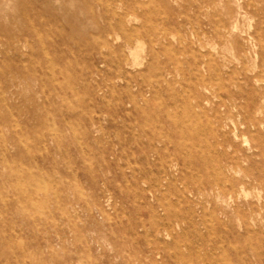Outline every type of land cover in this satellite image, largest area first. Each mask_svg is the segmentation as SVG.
Here are the masks:
<instances>
[{
    "label": "rangeland",
    "instance_id": "374dc122",
    "mask_svg": "<svg viewBox=\"0 0 264 264\" xmlns=\"http://www.w3.org/2000/svg\"><path fill=\"white\" fill-rule=\"evenodd\" d=\"M0 264H264V0H0Z\"/></svg>",
    "mask_w": 264,
    "mask_h": 264
},
{
    "label": "bare ground",
    "instance_id": "6f19581e",
    "mask_svg": "<svg viewBox=\"0 0 264 264\" xmlns=\"http://www.w3.org/2000/svg\"><path fill=\"white\" fill-rule=\"evenodd\" d=\"M189 115V114H188Z\"/></svg>",
    "mask_w": 264,
    "mask_h": 264
}]
</instances>
